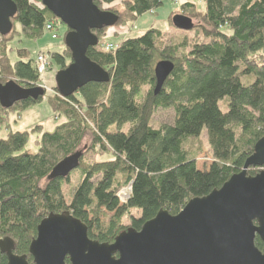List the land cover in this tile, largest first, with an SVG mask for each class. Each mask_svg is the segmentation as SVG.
Listing matches in <instances>:
<instances>
[{
    "label": "trees",
    "instance_id": "trees-1",
    "mask_svg": "<svg viewBox=\"0 0 264 264\" xmlns=\"http://www.w3.org/2000/svg\"><path fill=\"white\" fill-rule=\"evenodd\" d=\"M12 1V28L0 35V83L14 80L32 88L38 83L34 59L8 43L14 34L36 40L46 24L56 27L61 22L41 0ZM116 1L94 4L110 7L119 25L155 11L165 0H121V7L113 5ZM203 2V10L185 1L169 14L172 27L176 15L191 21L189 30H178L180 38L151 27L105 51L99 47L105 28L91 30L98 44L86 55L110 80L87 83L68 96L53 86L47 104L63 121L51 131L40 124L9 130L10 116L20 117L42 97L9 108L0 105V128L8 129L6 137H0V238L11 242L12 253L32 262L29 246L37 226L48 215L64 212L86 225L90 239L113 243L119 234L139 230L160 210L176 215L190 199L219 189L240 172L264 136V0ZM68 32L66 27L63 36ZM14 51L18 59L12 61ZM47 55L49 65L58 70L71 61L66 47ZM159 60H169L174 67L154 94V65ZM167 108L174 113L172 123L153 126L155 111ZM202 130L211 161L198 167ZM33 133L39 137L32 153L25 146ZM95 152L111 157L85 160L87 153ZM261 169L249 167L247 174ZM74 170L81 178L69 192ZM125 185L129 196L122 202L117 193ZM255 245L262 247L258 236ZM5 262L0 253V264ZM65 262L70 264L68 258Z\"/></svg>",
    "mask_w": 264,
    "mask_h": 264
},
{
    "label": "water",
    "instance_id": "water-1",
    "mask_svg": "<svg viewBox=\"0 0 264 264\" xmlns=\"http://www.w3.org/2000/svg\"><path fill=\"white\" fill-rule=\"evenodd\" d=\"M69 32L64 37L71 54L70 63L56 71L55 87L62 96L74 94L87 83H107L109 73L87 55L98 44L91 30L116 23V14L99 9L94 0H41ZM16 13L12 0H0V35L11 28ZM173 26L192 27L190 19L176 15ZM169 60L154 65L157 94L173 70ZM39 86L24 88L14 80L0 83V105L43 96ZM75 166V162L72 164ZM249 167H261L248 175ZM262 242L259 249L255 237ZM0 252L7 264H264V136L254 146L240 172L233 174L219 189L190 199L176 214L160 210L139 230L119 234L113 243L87 236L86 225L69 212L50 214L37 226L29 246L32 262L12 253L11 242L0 238Z\"/></svg>",
    "mask_w": 264,
    "mask_h": 264
},
{
    "label": "rangeland",
    "instance_id": "rangeland-1",
    "mask_svg": "<svg viewBox=\"0 0 264 264\" xmlns=\"http://www.w3.org/2000/svg\"><path fill=\"white\" fill-rule=\"evenodd\" d=\"M185 1H191L194 2L198 9L203 10L204 9V2L203 0H176L174 2L173 0H165L163 2V5L157 8L155 11H150L142 14L138 18H135L133 20H128L125 24H119V25H113L110 27H104L103 30L105 35L103 36L102 42H109L117 46V44L122 41L124 38L127 37H136L144 33L147 29L154 27L160 29L163 33L166 34V36H172L175 39L180 38L183 33L178 31L179 29H175V27H172L168 22V16L173 10H177L179 6L185 2ZM117 5L118 7H121V0H117L113 5ZM110 7L104 6L103 10H109ZM16 31H19L20 27L16 23L15 24ZM55 32H57V37L52 38L51 32L45 31L42 37L33 40V39H27L23 38L22 36L18 34H14L12 37L11 42L8 43V45L14 50V49H25L27 52L26 58H33L38 51H44V52H53L52 48H54L56 45H64V31L66 30V26L62 23H59L54 28ZM54 32V33H55ZM193 31H190L188 33V36H193ZM43 53V52H42ZM46 54V53H45ZM10 58L12 61H15L17 58L16 52L10 53ZM46 75L49 76V81L46 80ZM55 75H56V69L55 66L52 65L46 72L45 75L42 76L40 84L43 85L44 94L42 97V101L39 103H36L35 105H32L29 107V109H26L20 117H15L14 115L10 116V122H9V130L16 131L17 129L21 130H31L36 124H40L42 126L43 130L51 131L58 123L63 121V117H59L56 119V113L49 107L47 104V96L52 93V87L55 84ZM38 86V83H37ZM52 86V87H51ZM35 118L39 119V123H35ZM174 118V113L171 108L167 109H158L155 111L153 118H152V124L153 126L157 127L160 124H170L172 123ZM8 129L5 127L0 128V137L5 138L7 135ZM39 137L38 134L33 133L31 134L29 141L27 142L25 146V150L29 152H36L37 145L35 143V140ZM198 139L203 144V150L202 153L199 155L198 159V167H202L203 165H208L211 161L209 156V150L207 141L204 135L203 130L200 131V134L198 135ZM111 157L109 154H103L98 155L97 152L91 155V153H87L85 155V160L88 162H91L93 159H99V160H105L107 158ZM69 162L64 163L63 167H67ZM81 178L80 172L77 170H74L72 172V182L68 188V191L71 192L75 189L77 184L79 183ZM129 188V185L123 186L120 191V196L127 194V190ZM129 191V190H128ZM124 222H128V218L124 217Z\"/></svg>",
    "mask_w": 264,
    "mask_h": 264
},
{
    "label": "built area",
    "instance_id": "built-area-1",
    "mask_svg": "<svg viewBox=\"0 0 264 264\" xmlns=\"http://www.w3.org/2000/svg\"><path fill=\"white\" fill-rule=\"evenodd\" d=\"M174 2H176V0H174ZM54 28H55V24L53 22H49L45 26V31L51 32L52 38H56L58 36ZM99 47L105 51L114 50L116 48L114 44L109 43V42H102L101 44H99ZM34 62H35L36 71L38 74V86L43 88V85L40 84V81H41L42 76H44L45 72L49 69V57L47 54L39 52L36 54L34 58ZM128 190H130V187L128 188ZM128 190H127L128 193L123 195L122 197L120 196L121 194L120 191L117 193V196L120 199V201L125 202L128 199V196H129Z\"/></svg>",
    "mask_w": 264,
    "mask_h": 264
},
{
    "label": "crops",
    "instance_id": "crops-1",
    "mask_svg": "<svg viewBox=\"0 0 264 264\" xmlns=\"http://www.w3.org/2000/svg\"><path fill=\"white\" fill-rule=\"evenodd\" d=\"M65 47V44L64 45H56L54 48H52V50H53V52H60V51H62V49ZM38 52H43V53H46L47 54V52H44V51H38ZM16 56H17V54H16ZM36 56V55H35ZM35 56L33 57V59L35 58ZM17 58H18V56H17ZM52 65H54V64H51V65H49V68L52 66ZM55 66V65H54ZM55 69H56V71L58 70V67L57 66H55ZM46 80H48L49 81V76L48 75H46ZM55 85V84H54ZM53 85V86H54ZM52 87V86H51ZM29 109V108H28ZM25 113V112H24ZM23 113V114H24ZM23 114H22V117H23ZM39 121V119H37V118H35V120H34V122L35 123H39L38 122ZM17 130H21V129H17Z\"/></svg>",
    "mask_w": 264,
    "mask_h": 264
},
{
    "label": "flooded vegetation",
    "instance_id": "flooded-vegetation-1",
    "mask_svg": "<svg viewBox=\"0 0 264 264\" xmlns=\"http://www.w3.org/2000/svg\"><path fill=\"white\" fill-rule=\"evenodd\" d=\"M1 253V252H0ZM1 254H3L4 256H5V258H6V262H5V264H7V256H6V254L5 253H1Z\"/></svg>",
    "mask_w": 264,
    "mask_h": 264
}]
</instances>
